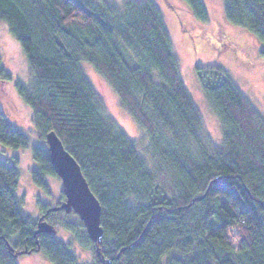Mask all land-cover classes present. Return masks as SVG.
<instances>
[{"label":"trees","instance_id":"1","mask_svg":"<svg viewBox=\"0 0 264 264\" xmlns=\"http://www.w3.org/2000/svg\"><path fill=\"white\" fill-rule=\"evenodd\" d=\"M184 1L196 20H209L203 0ZM97 3L0 0V22L20 43L31 74L30 83L14 86L43 141L32 145L33 181L47 190L46 179L59 177L46 141L55 132L102 206L100 243L83 232L92 251L88 264H264V116L223 67L196 65L221 129L222 143L213 144L159 6ZM222 9L230 24L264 46V0H223ZM2 60L0 81L12 82ZM82 63L107 81L140 140L105 112ZM6 115L0 108V143L29 147ZM16 164L0 159V264H18L20 255L34 252L53 264H87L53 235L37 233L41 217L74 231L67 217L78 216L40 200L41 217L27 216Z\"/></svg>","mask_w":264,"mask_h":264},{"label":"rangeland","instance_id":"2","mask_svg":"<svg viewBox=\"0 0 264 264\" xmlns=\"http://www.w3.org/2000/svg\"><path fill=\"white\" fill-rule=\"evenodd\" d=\"M93 1L98 2V0ZM107 1L122 6L125 0ZM152 1L164 13L183 81L201 112L206 132L212 143L216 145L222 143L221 129L200 87L196 65L216 64L223 67L264 116V46L249 30L233 26L227 21L222 9L223 0H203L209 11L207 22L196 20L184 0ZM187 34L192 37L189 38ZM225 44L229 45V49L224 47ZM0 56L4 67L13 77L12 82L0 81V108L7 113V119L12 127L24 133L31 143L29 147L21 149L0 143V159L11 165L16 164V159L19 160L16 165L19 170L18 195L21 199V209L27 216L38 220L42 215L41 202L48 204L49 207H58V204L65 202L64 182L60 177H48L46 179L48 188L44 190L32 179V172L38 169V164L33 158L32 145L41 144L43 141L34 133L31 111L14 86L16 80L23 84L30 83L31 74L20 43L4 22H0ZM82 68L101 97L105 112L115 119L129 138L140 140V130L121 106L107 81L91 65L82 63ZM67 220L75 224L74 231L64 229L63 225L54 227V238L68 245L69 250L76 254L81 262L90 263L92 251L84 238L83 232L87 234L85 224L73 215L68 216ZM17 263L53 264L42 252L20 255Z\"/></svg>","mask_w":264,"mask_h":264},{"label":"water","instance_id":"3","mask_svg":"<svg viewBox=\"0 0 264 264\" xmlns=\"http://www.w3.org/2000/svg\"><path fill=\"white\" fill-rule=\"evenodd\" d=\"M51 163L56 174L64 182V195L66 201L51 210L64 209L67 212L73 210L79 219L84 222L90 240L99 244L104 231L101 226L102 206L90 190L84 178L80 166L75 158L64 148L61 140L55 132L46 135ZM197 199H200L198 197ZM39 219L37 233L53 235L55 228L48 222ZM108 262V261H107Z\"/></svg>","mask_w":264,"mask_h":264},{"label":"flooded vegetation","instance_id":"4","mask_svg":"<svg viewBox=\"0 0 264 264\" xmlns=\"http://www.w3.org/2000/svg\"><path fill=\"white\" fill-rule=\"evenodd\" d=\"M229 46V45H228ZM228 46H227V44H225V46L224 47H226V48H228ZM229 49V48H228Z\"/></svg>","mask_w":264,"mask_h":264}]
</instances>
